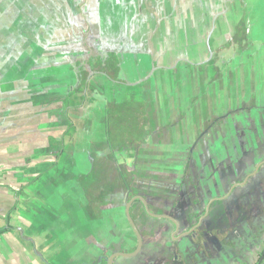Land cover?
Returning a JSON list of instances; mask_svg holds the SVG:
<instances>
[{"label":"crops","instance_id":"crops-1","mask_svg":"<svg viewBox=\"0 0 264 264\" xmlns=\"http://www.w3.org/2000/svg\"><path fill=\"white\" fill-rule=\"evenodd\" d=\"M252 12L264 22V0H0V264L257 262L264 71L244 58L264 62V40ZM117 14L134 25L106 30ZM170 16L188 19L194 63ZM110 55L115 80L81 69ZM130 103L135 135L114 144L112 106Z\"/></svg>","mask_w":264,"mask_h":264},{"label":"rangeland","instance_id":"rangeland-1","mask_svg":"<svg viewBox=\"0 0 264 264\" xmlns=\"http://www.w3.org/2000/svg\"><path fill=\"white\" fill-rule=\"evenodd\" d=\"M22 4H23V0H22ZM252 11H260V9H252ZM110 17V15H108ZM236 14L231 13L230 17H235ZM252 16L255 17V24L253 26H251L252 29V36L255 38H258L259 40L263 41L264 40V22H261L259 19L260 14L259 13H255L252 12ZM183 18H181V20L175 19L172 20L171 16L169 18L170 22L174 21V25L173 26H179L180 30L176 31V37H175V41L177 42V47L180 48V50L177 52L179 54H186L187 56H189L190 58L187 60L188 62H192L194 63L195 61H193L192 59H194V54H192V47H190L187 43L189 42V40H192L194 37V32L193 29L190 28V24H188V19L185 18V16H182ZM240 22L245 23V27H248V24L245 22V20L242 18ZM135 21H132L130 19H128L126 16H124L123 14H117L115 15V17H113L112 19L109 18L107 19V22L105 24V28L106 30H111L112 28L115 29H119L121 27H125L128 25H134ZM239 23L236 25V30L235 32H237V27L239 26ZM231 24L228 25V28H231L230 26ZM236 42V41H235ZM168 44V43H166ZM176 46V45H175ZM161 48V47H159ZM163 49L168 48V45H164L162 47ZM256 49L259 52V55L261 57H264V43L263 42H259L256 45ZM246 61H244V66L246 68H252L254 67L255 70H262L264 71V62H253V61H249L246 58H244ZM233 68V62L228 64V69H232ZM213 71H216L215 68H212ZM235 82L232 81L231 83H229V86H234ZM261 92L263 93H259L258 92V96L261 98V100H264V87L260 89Z\"/></svg>","mask_w":264,"mask_h":264},{"label":"trees","instance_id":"trees-1","mask_svg":"<svg viewBox=\"0 0 264 264\" xmlns=\"http://www.w3.org/2000/svg\"><path fill=\"white\" fill-rule=\"evenodd\" d=\"M244 31H245V25L243 22H240L239 26L237 27V32L234 36V40L240 39ZM81 63L82 61H79L78 65ZM85 68H88L91 71H95V70L101 71L105 73L110 79L115 80L117 79L116 73L119 68V62L113 55L112 56L110 55V57H107L105 59L100 58L98 56H90V57H86V64H82L81 66V69L83 71L88 72V70ZM123 106L124 105L112 106V108L114 109L112 110V117H110L112 118L110 130L114 144L117 143V141L113 137L115 134H126L127 136L135 135L133 134V131L135 132L136 127L134 124H130L129 122L130 115L127 114L132 110L130 109L132 108V105L131 103L128 104L127 108H123ZM131 127L133 128V130H131ZM263 260H264V251L260 256V259L254 264H261Z\"/></svg>","mask_w":264,"mask_h":264},{"label":"water","instance_id":"water-1","mask_svg":"<svg viewBox=\"0 0 264 264\" xmlns=\"http://www.w3.org/2000/svg\"><path fill=\"white\" fill-rule=\"evenodd\" d=\"M141 199H142L143 201H145V199H143V198H141ZM133 200H134V199H131V200L128 202L127 213H128L129 219H130V221H131V223H132V225H133V227H134V229H135V231H136V233H137V235H138V239H139V245H138V248H137V250L133 253V254H136V253L140 250V248H141V246H142V238H141L140 232L138 231V229H137V227H136V225H135L133 219L131 218L130 211H129L130 206H131ZM117 254H120V255H128V254H125V253H117ZM115 256H116V255H113V256L109 259V262H108L109 264H112V260H113V258H114Z\"/></svg>","mask_w":264,"mask_h":264}]
</instances>
